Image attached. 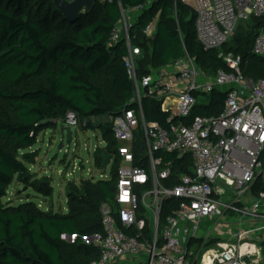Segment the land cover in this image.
Masks as SVG:
<instances>
[{
  "label": "built area",
  "instance_id": "1",
  "mask_svg": "<svg viewBox=\"0 0 264 264\" xmlns=\"http://www.w3.org/2000/svg\"><path fill=\"white\" fill-rule=\"evenodd\" d=\"M178 4L195 11L197 39L207 50L228 43L240 23L264 18V0H175L176 11ZM143 9H122L109 39L110 45L126 41L133 107L83 121L98 125L97 138H103L99 126L112 125L116 142L111 153L107 142L100 153L116 170L115 207L101 208L103 236L84 238L100 248L91 264H260L263 249L252 235L264 234V190L253 187L258 178L264 183V79L246 78L233 53L220 54L230 71L208 80L188 52L139 76L142 51L132 44L131 30ZM155 24L145 34L152 35ZM253 53L264 56V27ZM226 85L221 114L191 117L197 95ZM145 99L161 101L165 124L146 119ZM63 124L73 132L82 123L69 110ZM212 220L202 232L200 224Z\"/></svg>",
  "mask_w": 264,
  "mask_h": 264
},
{
  "label": "trees",
  "instance_id": "2",
  "mask_svg": "<svg viewBox=\"0 0 264 264\" xmlns=\"http://www.w3.org/2000/svg\"><path fill=\"white\" fill-rule=\"evenodd\" d=\"M136 6L144 7L131 30L132 44L142 51L136 63L139 76L188 52L202 72L215 77L220 70L230 71L220 54L233 53L241 57L246 78L264 79V56L253 53L264 18L250 19L223 47L207 50L197 39L195 11L183 4L176 11L175 0H97L93 11L81 13L75 22L52 0H0V264H91L99 259L100 248L84 238L103 236L101 208L115 207V168L110 180L68 183L63 213L46 211L33 201L4 205L1 199L16 176L26 177L27 164L35 163L38 151L31 148L39 133L63 123L69 110L80 116L81 130H94L98 125L84 124V119L133 107L126 41L110 45L109 39L122 9ZM154 20L155 31L148 36L144 31ZM227 94L215 89L197 95L191 117L221 114ZM160 105L159 100H144L147 120L165 124ZM99 127L107 148L113 149L112 125ZM97 161L103 163L101 155ZM35 188L47 193L41 183ZM253 190H264L261 178Z\"/></svg>",
  "mask_w": 264,
  "mask_h": 264
},
{
  "label": "rangeland",
  "instance_id": "3",
  "mask_svg": "<svg viewBox=\"0 0 264 264\" xmlns=\"http://www.w3.org/2000/svg\"><path fill=\"white\" fill-rule=\"evenodd\" d=\"M174 14L176 15V12L173 11ZM241 25L248 26L245 22L240 23L239 27ZM63 125L62 122H57L56 125L39 133L36 144L31 148L38 151L35 163L27 164L26 177L16 176L8 186L6 195L1 199L4 205L17 206L33 201L41 209L63 213L68 207L66 196L68 183L71 181L80 183L81 180L90 178L94 180L111 178L112 163L104 164L97 161V155L106 147L105 139L97 138L100 133L96 129L74 130L73 141L70 142L66 132L61 130ZM108 150L111 153L113 149ZM40 183L47 190L46 194L35 188V185ZM225 219L226 217H222L221 222L224 223ZM213 224V220L202 222L200 228L202 232L207 231ZM252 240L262 246L263 259L260 264H264V234H254ZM189 247L191 249L196 247V242L191 241Z\"/></svg>",
  "mask_w": 264,
  "mask_h": 264
},
{
  "label": "water",
  "instance_id": "4",
  "mask_svg": "<svg viewBox=\"0 0 264 264\" xmlns=\"http://www.w3.org/2000/svg\"><path fill=\"white\" fill-rule=\"evenodd\" d=\"M56 9L72 22L77 21L81 13H90L95 9L97 0H52ZM117 113L115 115H119ZM61 130L66 132L68 141H73V132L70 127L63 125ZM103 163L108 161V155L102 153ZM67 237V236H65Z\"/></svg>",
  "mask_w": 264,
  "mask_h": 264
},
{
  "label": "crops",
  "instance_id": "5",
  "mask_svg": "<svg viewBox=\"0 0 264 264\" xmlns=\"http://www.w3.org/2000/svg\"><path fill=\"white\" fill-rule=\"evenodd\" d=\"M206 77H207V78H206L205 80H208V78H213V77H209V76H207V75H206ZM228 88H229V86L226 85V86H223V87L221 88V90H223V91H227Z\"/></svg>",
  "mask_w": 264,
  "mask_h": 264
}]
</instances>
